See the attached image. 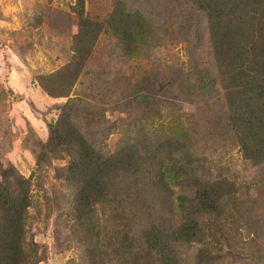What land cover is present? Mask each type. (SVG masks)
<instances>
[{
    "label": "trees",
    "instance_id": "obj_1",
    "mask_svg": "<svg viewBox=\"0 0 264 264\" xmlns=\"http://www.w3.org/2000/svg\"><path fill=\"white\" fill-rule=\"evenodd\" d=\"M74 1L78 22L73 60L37 79L46 96L67 101L49 126L45 148L36 162L37 168H43L52 159H67L66 166L53 172L71 192L62 225L81 246L74 264H185L182 251L188 243L200 249L194 254V264H212L203 250L211 243V230L206 233L202 221L235 210L228 203L237 184L228 179L215 181L203 173L204 157L194 155V141L183 118L176 133L158 123L149 136L143 121L136 126L131 119L128 124L118 120V130L117 121L106 126L96 122V108L102 104L93 95L87 96L93 91L91 84L88 92L75 91L77 85L84 87L78 80L93 73L87 63L101 36L110 37L125 58L137 57L141 47L162 43L161 14H146L139 8L132 12L122 0H112V11L99 21L86 12V0ZM192 2L208 19L216 77L194 55L199 38L195 35V43L189 40L192 21L169 13V42L183 45L190 62L183 75L187 78H180L183 70L167 75L141 68L140 77L129 83L125 105L156 111L169 94L176 97L175 91H182L177 86L200 92L193 103L208 101L217 82L224 91L228 129L243 158L253 166L264 165V0ZM197 75L199 81L191 83ZM116 87L117 81L96 89L107 94L109 106L119 108ZM132 92L135 95L129 98ZM155 121L175 122L171 112H161ZM112 134L119 135L118 145L105 154L104 142ZM180 142L185 143L183 147ZM36 207L32 177L24 178L13 166L5 167L0 157V264L40 263L42 250L33 233Z\"/></svg>",
    "mask_w": 264,
    "mask_h": 264
},
{
    "label": "rangeland",
    "instance_id": "obj_2",
    "mask_svg": "<svg viewBox=\"0 0 264 264\" xmlns=\"http://www.w3.org/2000/svg\"><path fill=\"white\" fill-rule=\"evenodd\" d=\"M122 1L132 12L139 8L146 14L153 11L161 14V25L164 24L160 33L162 43L141 47L137 57L130 54L125 58L121 48L111 44L110 37L101 36L87 63L93 73L80 78L78 82L84 87L77 85L75 91L88 92L89 84L94 91L96 87H109L117 81V87L113 89H118L115 96L120 100L119 108L109 106L107 94H101L100 89L87 93L88 97L93 95L102 104L96 108L95 116L96 122L102 126L117 121L120 130V119L125 124L131 119L136 126L143 121L149 127L147 134L153 136V128L158 123L165 131L176 133L178 122L183 118L185 129L194 141V155L204 157L203 173L215 181L228 179V182L237 184L228 203L235 210L232 213L224 210V214L214 218L209 216L202 221L205 232L211 230V243L203 248L206 256L212 258V264H264V165L253 166L243 158L228 129L226 100L218 83H215V92L213 96L209 94L208 101L193 103L200 92L177 86L182 91H175L176 97L169 94L167 102L157 106V113L134 104L125 105L129 83L140 77L141 68H148L149 73L157 69L167 75L183 70L180 78H187L183 75L187 62H190L185 58L183 45L169 42V13L192 21L189 40L195 43V35L199 38L194 55L201 66L209 68L211 75L216 77L205 12L192 0ZM74 3V0H0V157L5 167L13 166L24 178L32 177L37 205L32 214L38 220L34 223L33 233L42 250L39 264H74L80 256L81 246L77 239L72 240L62 225L66 221L62 213L68 208L71 192L64 183L55 179L53 172L54 168L66 166L67 159H52L43 168L36 166L48 139L49 126L56 121L60 108L67 101V98L46 96L37 79L59 71L73 60L72 41L78 22L72 9ZM85 8L89 16L100 21L112 11L113 1L86 0ZM197 76L196 81L189 79L191 83L199 81L201 77ZM188 77H191L190 72ZM133 95L132 92L129 98ZM211 102L212 107L209 106ZM161 112L164 115L173 113L175 122L155 121ZM157 137L164 139L159 133ZM118 140V134L109 136L104 142L103 152H114ZM179 144L183 147L185 143ZM108 243L104 241V244ZM109 250L112 251L111 248ZM199 250L197 244L188 243L182 251L184 263L194 264L197 261L194 254Z\"/></svg>",
    "mask_w": 264,
    "mask_h": 264
}]
</instances>
